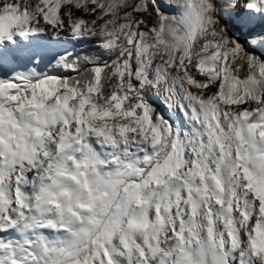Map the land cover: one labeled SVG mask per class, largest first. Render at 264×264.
I'll return each mask as SVG.
<instances>
[{
    "label": "snow or ice",
    "instance_id": "1",
    "mask_svg": "<svg viewBox=\"0 0 264 264\" xmlns=\"http://www.w3.org/2000/svg\"><path fill=\"white\" fill-rule=\"evenodd\" d=\"M0 264H264V0H0Z\"/></svg>",
    "mask_w": 264,
    "mask_h": 264
}]
</instances>
